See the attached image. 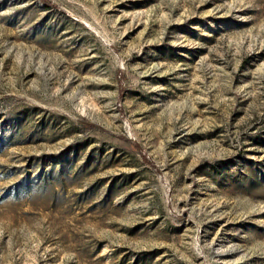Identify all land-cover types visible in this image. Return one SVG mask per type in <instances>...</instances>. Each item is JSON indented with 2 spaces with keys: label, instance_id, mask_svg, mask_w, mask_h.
Returning a JSON list of instances; mask_svg holds the SVG:
<instances>
[{
  "label": "rangeland",
  "instance_id": "rangeland-1",
  "mask_svg": "<svg viewBox=\"0 0 264 264\" xmlns=\"http://www.w3.org/2000/svg\"><path fill=\"white\" fill-rule=\"evenodd\" d=\"M0 264H264V0H0Z\"/></svg>",
  "mask_w": 264,
  "mask_h": 264
},
{
  "label": "trees",
  "instance_id": "trees-1",
  "mask_svg": "<svg viewBox=\"0 0 264 264\" xmlns=\"http://www.w3.org/2000/svg\"><path fill=\"white\" fill-rule=\"evenodd\" d=\"M44 7H45V8H47V9H51V6H50V4H49V3H47V2H44Z\"/></svg>",
  "mask_w": 264,
  "mask_h": 264
}]
</instances>
